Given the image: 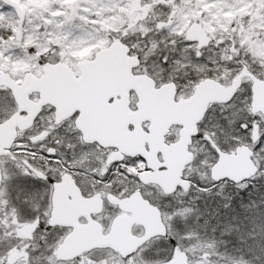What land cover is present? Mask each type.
<instances>
[{
  "label": "rangeland",
  "instance_id": "1",
  "mask_svg": "<svg viewBox=\"0 0 264 264\" xmlns=\"http://www.w3.org/2000/svg\"><path fill=\"white\" fill-rule=\"evenodd\" d=\"M10 3L22 9L23 19ZM196 27L205 31L212 44L192 38ZM116 39L141 59L135 73L149 75L158 86L174 82L178 97L185 98L204 79L231 83L241 70L234 60L237 50L231 46L236 41L246 47V61L255 69L264 66V0H0V73H9L18 83L27 73L41 74L39 60L23 44L34 47L47 62L75 68L76 62L90 59ZM165 55L167 65L161 59ZM173 59L178 63H172ZM249 84L245 81L236 101L242 109L240 118L253 115L251 101L244 102ZM0 92L12 96L3 88ZM192 150L196 155L190 169L194 186L180 220L185 237L182 250L174 259L182 256L188 264H209L210 260L213 264H264V256L256 259L257 254L248 247L254 243L250 234L264 227V179L253 180L255 187L247 191L229 182L212 187L209 176L217 161L207 150L201 155L197 142ZM24 181L17 175L1 189L0 255L6 253L7 264H32L33 257L44 253L54 256L51 264H59L55 252L62 237L58 233L46 236L48 244L55 245L53 252L45 251L42 234H33L35 227L18 235L21 227L36 224L26 212ZM201 183L212 188L210 194L197 190ZM167 204L163 203L165 213L171 212L172 205ZM164 222L169 223L166 216ZM176 231L172 222L171 232ZM166 243V239L154 241L150 251L162 249ZM37 244L38 250L32 251Z\"/></svg>",
  "mask_w": 264,
  "mask_h": 264
},
{
  "label": "water",
  "instance_id": "2",
  "mask_svg": "<svg viewBox=\"0 0 264 264\" xmlns=\"http://www.w3.org/2000/svg\"><path fill=\"white\" fill-rule=\"evenodd\" d=\"M10 4L17 10L19 18L23 19L22 9L16 3ZM192 37L203 43H211V39L200 28L193 31ZM130 54V48L126 44L121 40H115L109 47L99 50L93 60L77 62L79 77L71 67L62 62L45 63L41 68L43 73L41 77L27 73L20 84L9 73H0V87L10 91L17 105V112L0 124V154L12 147L18 131L24 132L31 128L47 105L55 108L59 122L71 118L77 112L80 123L89 120L96 123H111L126 119L128 123H133L134 133L126 135V140L120 134H116V137L118 140H124L128 150L139 147L134 148V153H127L128 155L132 157L142 155L146 158L148 169L153 173L141 177L143 184L157 185L164 194L170 196L180 185H184L186 192L191 188V185L182 182L181 178L185 168L195 161V155L190 151L193 137L212 105L223 104L234 95L237 96L243 81L248 78L253 89L251 112L253 115L261 114L264 117V80L257 79L247 69L242 70L229 86H224L214 79L202 80L195 86L191 97L177 101V85L169 83L158 88L150 76L135 75L134 71L141 66V61ZM99 90L109 94L107 100L115 95H121L125 110L108 108L103 103L92 105L89 97L91 93ZM131 92H135L138 97L137 110L134 112L129 109ZM34 94L39 95L36 102L31 99ZM146 122L150 123V128L148 134H143L141 125ZM173 126L181 127L180 139L176 144L167 147L164 144V137ZM81 130L88 142L109 146L101 138H89L82 127ZM135 138L139 141L135 142ZM253 139H260L258 126L253 132ZM146 144L150 149L148 153L143 149ZM159 152L164 155L162 166L167 169L164 174L157 173L156 155ZM251 155L247 148L230 155L222 154L211 170L212 180H227L233 183L251 175L255 171ZM71 187L73 196L82 199L74 184H71ZM64 191L62 184L55 189L50 222L55 226L75 227L76 223L66 218L63 212L67 208L62 205ZM84 201L83 208L89 209L92 214H99L102 211L98 197ZM127 206L133 212L132 217L116 219L108 235L103 234L99 223L91 220L85 229L75 230L67 236L56 250L57 261L69 262L84 253L98 249H111L122 257H127L136 251L142 239H146L148 235L157 236L164 231L166 225L160 210L151 206L140 194H134L120 204L122 209ZM135 226L144 228L143 237L137 238L133 235ZM173 264H187V261L183 257H178L173 260Z\"/></svg>",
  "mask_w": 264,
  "mask_h": 264
},
{
  "label": "snow or ice",
  "instance_id": "3",
  "mask_svg": "<svg viewBox=\"0 0 264 264\" xmlns=\"http://www.w3.org/2000/svg\"><path fill=\"white\" fill-rule=\"evenodd\" d=\"M161 59L163 64L167 65L169 63V58L166 55L162 56ZM172 63H178V61L173 59ZM241 70H244L243 67ZM247 70L254 72L257 79L264 77V66H258L257 69L248 66ZM188 71L189 69H185V72ZM245 92L247 95L244 102L247 103L253 99L251 84L248 85ZM238 99L239 97L234 95L231 100L218 105L210 113H206L205 119L198 125L193 141L200 144L201 155L204 150H207L215 161H218L222 154L230 155L247 148L252 154L250 159L255 171L239 182L233 181L234 184L240 187L241 191H247L249 188L255 187L251 183L253 180L264 179V135H261L259 140H254L252 135L257 126L264 130V117L248 114L244 118H240L239 113L242 109L236 103ZM15 109V98L7 93L0 92V123L10 119ZM75 119L73 117V121ZM61 127L63 126H56L51 131L45 129V132L49 136L53 132L58 135ZM62 139L56 140L57 147H49L47 137L37 145H32L30 139L25 140L24 148H18L17 145L20 144V141H17L13 147L0 154V186L6 188L7 184L15 179L17 175L28 181L24 187L28 204L26 212L33 217V222L37 223V230L42 234L41 239L45 240L46 252H53L55 248L54 244H48L43 234L48 233L50 235L56 230V226L50 222L51 208L55 189L62 182V173L66 170L62 165H67V171L71 172L73 170L71 164H79V171L85 174L90 172L93 179L99 180L100 185L112 184L115 186L116 184L134 183L143 187V181L140 180V177L129 171V169H139L147 163L146 158L142 155L126 157L123 161L114 162L107 168V172H104L103 169L106 166L104 157H97L98 167L92 168V160L90 159L92 154L83 153L78 161L74 159L70 164L67 160V154L60 150L64 146ZM213 143H215V147H213ZM29 146H31L32 155H17L18 152L29 151ZM67 147L73 150V155L75 156V145L69 142ZM24 160H27L28 164L32 165V168H38L42 175H25L26 166L23 164ZM13 169L16 170L15 173H13ZM97 173H100V175H97ZM209 179L212 180L211 176H209ZM228 182L227 180H212V187L218 184H227ZM188 183L190 184L191 181H188ZM196 188L203 194H210L212 190L211 187L202 183L197 184ZM178 190L182 191L183 186ZM121 191H123V187H121ZM188 191H191V188H188ZM171 203V200H169L166 206L170 207ZM154 207H157L158 211L160 210L159 206L154 205ZM184 214L185 209L183 208H174L169 213L162 212L161 215L166 216L169 221L163 232L158 233L157 236L148 235L146 239H142L136 251L127 257H119L115 253L111 257L101 255L95 259L94 264H106L109 260L111 264H120L121 260L123 264H173L175 253L182 250L181 241L185 238L181 234L182 225L180 223V220L184 218ZM172 222L176 223V232H171ZM157 237L165 238L167 243L162 249L150 251ZM250 239L254 243L248 245L249 250L257 254L256 259H260L261 256H264V227L261 228L260 232L250 234ZM242 242L247 243V241H243V238ZM38 248L39 245L37 244L32 248V251H36ZM5 257L6 253L5 255H0V264H7ZM53 258L54 256H47L41 253V255L32 258V264H51ZM221 259H227V257L222 256ZM209 264H213V262L210 260Z\"/></svg>",
  "mask_w": 264,
  "mask_h": 264
},
{
  "label": "flooded vegetation",
  "instance_id": "4",
  "mask_svg": "<svg viewBox=\"0 0 264 264\" xmlns=\"http://www.w3.org/2000/svg\"><path fill=\"white\" fill-rule=\"evenodd\" d=\"M111 43L112 42H110L109 45ZM94 58L95 55L88 60H93ZM41 75L42 73L39 76ZM75 75L76 76L80 75V72L77 69H75ZM108 96L109 94L103 93L102 90H99L98 92L94 91L93 94L91 93L89 100L91 101L92 105H95L96 103H100V104L103 103L108 108L125 110L123 105V97L121 95H115L111 97L109 100H107ZM190 96L185 98H189ZM185 98L177 96V100L185 99ZM31 99L36 102L39 100V95L34 94L33 96H31ZM129 102H130L129 103L130 111L132 112L136 111L138 104V97L135 92H131L129 96ZM73 117L76 118L75 121H73ZM78 117H79V112L74 114L71 118L59 122L56 118L55 108L50 105H47L43 108L41 114L36 119L35 123H33L31 128L25 130L24 132L18 131V136L13 145H15L17 141H20V144L17 145V147L24 148L25 147L24 141L29 139L32 141V145H37L39 144L40 141L45 140V138L47 137L48 146L57 147L56 140H60L61 138H63L62 143L64 146L61 147L60 150L67 154V160L70 164L74 159L78 161L83 153H90L92 154L90 156V159L92 160V164H91L92 168L98 167V164L96 162L97 157L105 158L106 166L103 169L104 172H107V168L111 166L114 162H120L123 161L126 157H132L127 153H134L135 151L134 148L136 149L139 148V147H132L133 148L132 150L127 149V144H125L124 140H126V135H132L134 133L135 127L133 123H128L126 119H120L119 121L117 120L111 123H96L95 121H91V120L80 123V121H78ZM60 125H62L63 127L59 129L58 135L55 132H53V134L49 136L48 133L45 132V129L51 131L52 128ZM81 127L85 130V132L88 133L89 138L91 137L101 138L109 146L104 147L98 142H93V143L88 142L85 139V134L83 130H81ZM149 128H150V123L148 122L142 123L141 132L143 134L144 133L148 134ZM65 129H67V131H65ZM180 131H181V127L179 126L171 127L168 130L166 136L164 137L165 146L170 147L176 144L180 139ZM116 134H120L124 136L125 139L118 140ZM77 137H79V139H77ZM134 141L138 142L139 140L135 138ZM69 142L75 145V156L73 155V150L67 147V144ZM193 146L190 148L191 152H193L192 150ZM143 149L147 153L150 152L148 144H146ZM17 155H32L31 146H29V151L18 152ZM195 160H196V155H195ZM23 164L26 166L25 175H34V176L42 175L39 169L32 168V165L28 164L27 160H24ZM163 164H164V155L162 152H159L156 155V166L158 168L157 173L164 174L165 172H167V169L162 166ZM192 165L193 164L185 168L181 178V181L184 183H188V181H191L190 183L191 190L194 186V178L190 173V169ZM71 166L73 170L69 172L67 171V165H62V167H64L66 170L64 173H62L63 180L60 184H62L65 188V191L62 194V202H63L62 205L67 208H65L63 212L66 218H69L71 221L75 222L76 224L75 227L56 226V230L53 232L58 233L62 237V242L58 245V247L63 243L65 238L69 236L71 233H73L75 230L85 229L91 220L99 223L102 226L103 234L108 235L116 219L120 217H132L133 212L131 211V208L127 206L126 208L122 209L120 207V204L123 200L129 199L134 194H140L142 198L148 201L150 205L153 207L154 205L159 206L161 213L162 212L165 213L163 203L165 201L169 202V200H171L172 202L171 211H173L174 208H183V209L187 208L188 202L186 200V197L189 195L191 191L186 192L184 188L182 191L178 190L181 186L184 187V185L178 186L177 191L170 196L164 194V192L159 186L153 184L150 185L143 184V187L139 185H135L134 183H126L124 185L116 184L115 186L112 184L100 185L99 180L93 179L90 172L88 174H85L82 171H79L80 169L79 164H71ZM129 171L139 176L140 180L143 175L153 173L152 170L148 169L147 163L141 166L139 169H130ZM97 175H100V173H97ZM64 178H66L65 181ZM25 183H28V181H24L22 184ZM71 184H74V186L79 190L82 199L79 200L73 196ZM121 187H123V191H121ZM96 197H98V200H100L101 202L102 211L99 214H92L89 209L83 208L82 204H84L85 202L84 200H91ZM52 211H53V198H52L51 217H52ZM164 218L165 216H162L163 221ZM31 227H35L33 234L37 232L41 233L40 231L37 230L38 225L36 223L34 224V226L30 225V226H23L21 227V229L19 228L20 230L18 235L24 236V232L28 229H31ZM144 233H145L144 228L141 226H135L133 228V235L136 236L137 238L143 237ZM43 235L46 237L49 234L44 233ZM159 239H165V238H157L155 241ZM114 253L118 254L111 249H98L84 253L72 261L69 262L58 261V263L59 264H94V261L97 257L101 255L105 257H111L112 254ZM119 257L122 256L119 255ZM55 259H56V252H55ZM106 264H111V261L109 260L108 262H106ZM120 264H123L122 260L120 261Z\"/></svg>",
  "mask_w": 264,
  "mask_h": 264
},
{
  "label": "trees",
  "instance_id": "5",
  "mask_svg": "<svg viewBox=\"0 0 264 264\" xmlns=\"http://www.w3.org/2000/svg\"><path fill=\"white\" fill-rule=\"evenodd\" d=\"M7 1V0H5ZM247 27V26H246ZM247 31V33H249V30H245ZM224 44V43H223ZM232 48H234L235 50H237L236 56L234 57V60L238 63L239 67H243V69H247L248 66H251L253 69H255V65L252 62H248L246 61V47L245 46H241L240 42L236 41L235 43H232ZM21 47L30 55H32L33 57H36L39 60V64H43L45 62H47L45 60V56L44 57H39L36 54V49L32 46H28V45H21ZM254 73V72H252ZM255 74V73H254Z\"/></svg>",
  "mask_w": 264,
  "mask_h": 264
}]
</instances>
